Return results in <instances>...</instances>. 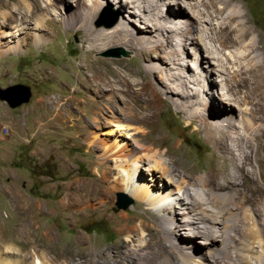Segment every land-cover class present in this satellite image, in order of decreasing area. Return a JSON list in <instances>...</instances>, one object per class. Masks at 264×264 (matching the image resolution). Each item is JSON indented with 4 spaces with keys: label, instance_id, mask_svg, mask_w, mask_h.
Here are the masks:
<instances>
[{
    "label": "bare ground",
    "instance_id": "6f19581e",
    "mask_svg": "<svg viewBox=\"0 0 264 264\" xmlns=\"http://www.w3.org/2000/svg\"><path fill=\"white\" fill-rule=\"evenodd\" d=\"M124 1L129 10H119L134 15L141 25L132 26L134 20L127 17L118 25L116 21L109 28H94L95 14L104 5L102 0L4 3L0 6V54L19 53L28 46L31 36L36 46L47 43L55 36L49 26L53 20L64 22L67 32H82L85 54L92 59L95 53L123 47L130 52L129 61L140 60L138 68L123 59L115 60L112 76L89 66L85 78L89 88L82 85L89 97L84 101L69 97L61 104L62 109L68 105L90 106L91 119L101 127L109 112L106 99L119 98L135 118L110 114L112 127L119 134L116 132L117 137L102 148V155L95 157L99 178L95 185H89L88 193L109 196L112 187L123 185L128 197L164 212L163 221H173L178 214L182 217L177 218H183L184 224H158L161 240L149 234V241H140L133 248L137 258L127 259L128 264H209V254L216 264H264V154H257L258 166L252 162V150L264 153L263 39L254 35L244 8L236 0ZM80 2L84 6L79 12L70 10L72 3ZM184 54L189 55L188 60H184ZM166 103L184 114L188 128L196 124L195 129L228 163L225 170H212L198 178L186 171L174 175L178 161L173 156L164 161L169 149L162 152V140L149 139V131L141 127L154 122ZM54 105L60 107L57 100ZM89 128L90 134L98 131ZM91 147L99 152L98 145ZM127 150L130 152L126 154ZM112 155L117 156L114 167H110ZM143 171L150 178L142 175ZM79 190L72 192L79 197L76 205L93 207L91 202L96 198ZM16 194L15 208H25ZM257 195L261 196L259 200ZM182 228L189 232H180ZM147 229L141 221L121 232L131 243L135 234H144ZM1 233L0 264H55L44 254L33 259L23 255L17 245L23 230L19 238L18 234L9 237ZM197 238L203 242L195 241ZM154 245L159 248L150 253ZM88 263L115 264V258L100 252Z\"/></svg>",
    "mask_w": 264,
    "mask_h": 264
},
{
    "label": "rangeland",
    "instance_id": "374dc122",
    "mask_svg": "<svg viewBox=\"0 0 264 264\" xmlns=\"http://www.w3.org/2000/svg\"><path fill=\"white\" fill-rule=\"evenodd\" d=\"M102 1L104 5L95 14L94 28H109L108 17L106 19L103 16L106 20L101 19L103 13L116 18V25L122 20L126 21L127 17L134 20L132 26L141 25L134 15L119 10V7L129 10L124 0ZM15 2L17 0H0V6ZM235 2L244 8L254 35H260L264 41V0ZM83 6V2L72 3L70 10L79 12ZM100 22L102 25L98 26ZM49 26L54 29L55 36L47 43L36 46L31 36L28 46L19 53L0 54V89L20 85L31 92L28 103L14 109L0 101V232L9 237L18 234L19 238L23 230V237L17 245L23 255H29L32 259L34 255L44 254L55 264H89L91 257L104 252L115 258V264H128L131 257L137 258L134 249L142 241H149V234L161 240L158 224H184L181 221L183 218H177L182 217L178 214L173 221H163L164 212L152 210L143 201L133 197L130 207L118 209L117 194L126 193L123 185L112 187L109 196L88 193V187L95 185L99 178L97 166L94 165L95 157L102 155V148L108 140L113 141L119 134L112 127L110 114L115 112L133 121L135 118L126 112L119 98L106 99L109 112L107 116L104 115L106 118L101 127L91 119L90 106L81 104V108H71L68 105L62 109L61 104L69 97L74 100H86L89 97L82 85L89 88L85 78L90 67H99L112 76V71L117 67L113 64L115 60L123 59L132 68L140 67L141 62L138 58L129 61L130 52L123 47L118 48L126 55L122 54L120 58L105 56L108 51L118 49L116 47L95 53L94 56L100 58L98 63L95 57L92 59L85 54L82 32H67L62 21L58 23L52 20ZM184 56V60H188L189 55ZM261 56L264 58V52H261ZM203 61L201 64L205 65ZM54 100L60 103V107L54 105ZM90 126L98 131L88 133L91 132ZM141 127L149 131V139L162 140V152L169 149L164 161H169L171 156L178 161L174 175L186 171L198 178L208 175L212 170L223 171L228 167V163L221 159V153L195 129L196 124L188 128L184 114L172 104H163L154 122ZM84 133L88 138H85ZM95 144L99 146V152L92 150L91 146ZM252 151V162L256 167L257 154L264 153L262 150L260 153L256 149ZM129 152L127 150L126 154ZM116 158L112 155L114 161L110 167L115 166ZM141 174L150 178L144 171ZM176 179L180 181L179 176ZM189 186L193 189L191 184ZM78 188L83 195L88 193L89 198H96L91 202L93 207L82 209L84 206L76 205L79 197L72 192ZM16 193L22 198L25 208H15ZM257 197L259 200L261 196ZM141 221L146 223L148 229L144 234H135L134 241L130 243L121 231L133 227V224L140 225ZM180 232L188 233L189 230L182 228ZM195 241L203 242L199 238ZM201 243L196 244L203 247ZM158 248L154 245L150 253ZM150 253L147 251V254ZM209 255L207 263L216 264L212 262L215 258Z\"/></svg>",
    "mask_w": 264,
    "mask_h": 264
},
{
    "label": "water",
    "instance_id": "95a60500",
    "mask_svg": "<svg viewBox=\"0 0 264 264\" xmlns=\"http://www.w3.org/2000/svg\"><path fill=\"white\" fill-rule=\"evenodd\" d=\"M109 20L110 24L107 23V26H112L116 23V18H111L107 16L105 13L102 14V18ZM104 18V19H105ZM105 19V20H106ZM103 21V20H102ZM98 25H101L99 23ZM123 54L122 49H113L108 51L105 56H115L118 57ZM31 97V92L28 88L17 85L12 86L6 89H0V101L5 102L11 109L17 108L22 104L28 103ZM133 204V199L128 197L126 194L118 193L116 207L121 210H125Z\"/></svg>",
    "mask_w": 264,
    "mask_h": 264
}]
</instances>
